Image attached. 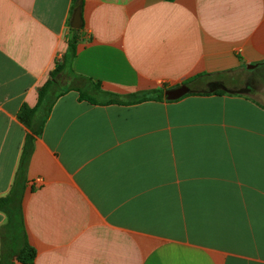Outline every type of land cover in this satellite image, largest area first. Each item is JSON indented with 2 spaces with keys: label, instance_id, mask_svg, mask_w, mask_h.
I'll list each match as a JSON object with an SVG mask.
<instances>
[{
  "label": "crops",
  "instance_id": "0c3cea01",
  "mask_svg": "<svg viewBox=\"0 0 264 264\" xmlns=\"http://www.w3.org/2000/svg\"><path fill=\"white\" fill-rule=\"evenodd\" d=\"M78 6L0 0V199L23 192L33 264H264V88L245 85L264 79V0ZM83 78L164 98L96 103ZM49 81L38 135L20 114L42 121ZM8 222L0 211V264H24Z\"/></svg>",
  "mask_w": 264,
  "mask_h": 264
},
{
  "label": "trees",
  "instance_id": "16d2710c",
  "mask_svg": "<svg viewBox=\"0 0 264 264\" xmlns=\"http://www.w3.org/2000/svg\"><path fill=\"white\" fill-rule=\"evenodd\" d=\"M83 0H75V7L76 8L79 4H81ZM75 54V44L73 43L70 47V52L66 56L65 64L58 66L57 70L52 74V79H55L59 73L63 72L65 70V67L67 68L68 63L73 59ZM84 81V82H83ZM82 84L83 88H80L81 96L83 99L91 100L92 102L97 103L96 96L98 94L104 95L108 100L104 103L107 104H119V105H131V104H137L141 103L143 101H147L150 99H163L164 98V91H154L152 93L147 94H132L129 96H120V95H113V94H107L100 91V88L98 85L92 83L90 80L83 78ZM54 81H49L46 86H44L40 91V101L38 105V109L42 110L44 112V116L42 121L39 124H33L32 117L34 118L36 116L37 110H30L27 107H24L21 111L20 118L28 124L36 134L40 135L43 129V125L45 123V120L49 116L52 107L55 103V100L59 97L60 94H57L54 96V92L56 89V86L54 84ZM79 89V88H78ZM22 197L23 192L16 190L12 193V195L1 198L0 199V211L6 212L9 217V222L5 229H8L9 231H13L19 242L23 239L22 245H20L19 248L15 251V255L17 259L24 263V264H33L35 258H36V251L33 247H31L27 241V238L24 233V225L22 220ZM8 227V228H7Z\"/></svg>",
  "mask_w": 264,
  "mask_h": 264
},
{
  "label": "water",
  "instance_id": "95a60500",
  "mask_svg": "<svg viewBox=\"0 0 264 264\" xmlns=\"http://www.w3.org/2000/svg\"><path fill=\"white\" fill-rule=\"evenodd\" d=\"M83 25L82 22V15H81V6H78L74 12L73 21H72V28L80 29ZM251 68V67H250ZM188 92V87L183 85L179 88L169 90L166 92L165 96L168 100H176L183 97Z\"/></svg>",
  "mask_w": 264,
  "mask_h": 264
},
{
  "label": "rangeland",
  "instance_id": "374dc122",
  "mask_svg": "<svg viewBox=\"0 0 264 264\" xmlns=\"http://www.w3.org/2000/svg\"><path fill=\"white\" fill-rule=\"evenodd\" d=\"M256 79H255V76H252V75L248 76L245 85L246 84H249V85H251L254 88H258V89L259 88L260 89L262 88L263 89L264 88V79H261L260 81H258V78L257 77H256ZM218 89H221V88H218Z\"/></svg>",
  "mask_w": 264,
  "mask_h": 264
}]
</instances>
